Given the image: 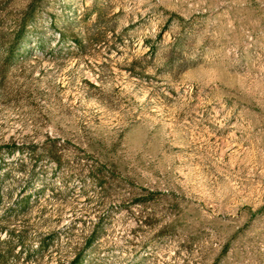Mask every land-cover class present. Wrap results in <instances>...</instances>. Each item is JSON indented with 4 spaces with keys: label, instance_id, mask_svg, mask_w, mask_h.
Here are the masks:
<instances>
[{
    "label": "rangeland",
    "instance_id": "1",
    "mask_svg": "<svg viewBox=\"0 0 264 264\" xmlns=\"http://www.w3.org/2000/svg\"><path fill=\"white\" fill-rule=\"evenodd\" d=\"M77 254L264 264V0H0V264Z\"/></svg>",
    "mask_w": 264,
    "mask_h": 264
},
{
    "label": "trees",
    "instance_id": "2",
    "mask_svg": "<svg viewBox=\"0 0 264 264\" xmlns=\"http://www.w3.org/2000/svg\"><path fill=\"white\" fill-rule=\"evenodd\" d=\"M25 19H23V21L19 24V27L16 30L15 35H14L13 42L18 43L19 47H21L26 40V33H25L26 32V26H25L26 20ZM11 53H13V48L11 50ZM91 238L88 239L87 241L88 243H90ZM78 262H79V255L77 254L75 255L74 259L72 260L70 264H78Z\"/></svg>",
    "mask_w": 264,
    "mask_h": 264
}]
</instances>
